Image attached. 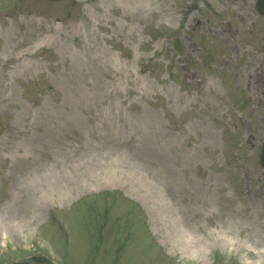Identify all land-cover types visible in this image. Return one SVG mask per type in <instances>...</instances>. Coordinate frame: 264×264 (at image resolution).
<instances>
[{
    "label": "rangeland",
    "instance_id": "1",
    "mask_svg": "<svg viewBox=\"0 0 264 264\" xmlns=\"http://www.w3.org/2000/svg\"><path fill=\"white\" fill-rule=\"evenodd\" d=\"M255 1L0 0V264H264Z\"/></svg>",
    "mask_w": 264,
    "mask_h": 264
},
{
    "label": "water",
    "instance_id": "2",
    "mask_svg": "<svg viewBox=\"0 0 264 264\" xmlns=\"http://www.w3.org/2000/svg\"><path fill=\"white\" fill-rule=\"evenodd\" d=\"M256 6L261 11V13H264V0H257ZM260 162L264 166V142L262 144L261 152H260Z\"/></svg>",
    "mask_w": 264,
    "mask_h": 264
}]
</instances>
